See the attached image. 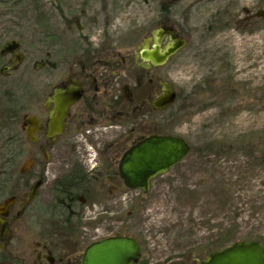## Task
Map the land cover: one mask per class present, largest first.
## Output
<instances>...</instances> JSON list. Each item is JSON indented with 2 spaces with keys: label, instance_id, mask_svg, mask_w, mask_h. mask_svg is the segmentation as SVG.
I'll return each mask as SVG.
<instances>
[{
  "label": "rangeland",
  "instance_id": "obj_1",
  "mask_svg": "<svg viewBox=\"0 0 264 264\" xmlns=\"http://www.w3.org/2000/svg\"><path fill=\"white\" fill-rule=\"evenodd\" d=\"M14 2L0 5V47L20 41L25 71L47 53L50 61L63 56L69 63L80 61L89 45L102 56L113 53L116 62L126 60L134 78L125 76L124 83L135 102L158 93L156 83H147L150 77L169 82L180 96L171 109L150 111L156 124L146 116L117 118L107 128L113 139L143 126L189 144L188 155L156 177L147 193L123 189L118 182L116 188L114 177L104 176L110 173V156H102L107 161L99 166L93 149L81 152L83 169L101 174L87 179L92 188L86 196L97 203L81 213V255L89 242L124 234L141 243L137 264H196L192 257L208 243L209 227L214 231L221 223L234 226L239 238L258 237L264 244V0ZM162 24L177 28L185 47L155 72L133 70L134 52ZM45 73L46 68L27 76ZM241 141L251 143L253 154L249 147L239 148ZM227 199L231 204L222 210ZM180 215L195 219L193 234L188 225L182 231L174 226ZM205 219L209 225L199 223Z\"/></svg>",
  "mask_w": 264,
  "mask_h": 264
},
{
  "label": "flooded vegetation",
  "instance_id": "obj_2",
  "mask_svg": "<svg viewBox=\"0 0 264 264\" xmlns=\"http://www.w3.org/2000/svg\"><path fill=\"white\" fill-rule=\"evenodd\" d=\"M161 27L171 28L186 42L177 28L170 24ZM12 41L16 46L2 52ZM168 42L166 35L161 45ZM138 52L139 48L134 52L133 70L150 74L161 67H145ZM106 53L102 56L99 49L88 45L81 51V60L72 63L64 56L50 61L52 54L47 53L44 60L33 61L25 71L26 55L20 41L12 39L0 47V264H81V213L97 203L86 196L92 188L87 179L100 174L83 169L81 152L85 154L87 146L93 149L99 166L107 161L102 156H110V173H104L105 178L111 181L113 176L116 188L118 182L131 190L119 177L122 155L151 135H170L149 132L142 126L113 139L115 134L107 128L117 118L150 119V111L160 114L166 110L151 106V101L162 95L160 82L165 80L148 78L149 85H158V93L135 102L133 90L124 83L125 76H133L126 60L116 62L113 53ZM45 68L42 78L27 76ZM141 78H136V90L142 86ZM73 88L79 96L68 106L61 131L48 135L55 131L49 127L54 95ZM150 120L156 124L155 119ZM104 137L112 138L104 141ZM116 188L112 197L117 195ZM137 241L138 263L142 246Z\"/></svg>",
  "mask_w": 264,
  "mask_h": 264
},
{
  "label": "water",
  "instance_id": "obj_3",
  "mask_svg": "<svg viewBox=\"0 0 264 264\" xmlns=\"http://www.w3.org/2000/svg\"><path fill=\"white\" fill-rule=\"evenodd\" d=\"M152 38L147 39L140 47L138 57L145 67L164 65L168 59L186 44L179 39L171 28L161 27L154 30ZM169 42L162 46L164 36ZM12 41L5 44L2 52L16 46ZM17 48V47H16ZM162 95L151 101L154 109L169 107L175 100L172 86L161 81ZM79 96L77 88L66 90L54 95V115L49 127L55 129L48 135L61 131L63 118L67 108ZM189 144L179 136L151 135L129 148L121 157L118 165L119 177L123 184L131 189H139L146 193L150 181L159 175L167 173L181 162L189 153ZM140 256L137 241L130 236H112L88 245L83 251L81 264H135ZM197 264H264V246L256 240L235 241L229 245L211 252Z\"/></svg>",
  "mask_w": 264,
  "mask_h": 264
},
{
  "label": "trees",
  "instance_id": "obj_4",
  "mask_svg": "<svg viewBox=\"0 0 264 264\" xmlns=\"http://www.w3.org/2000/svg\"><path fill=\"white\" fill-rule=\"evenodd\" d=\"M14 1V0H0V5H4V4H8L9 2ZM13 5H16L15 2ZM180 96L177 94L176 99L174 101V104L179 100ZM173 104V105H174ZM172 106H170L168 109H171ZM174 116V115H173ZM250 142H243L241 141V143H239V148L241 149L240 146H244L245 148L250 146ZM209 147V145H207ZM212 146V145H211ZM211 148V147H209ZM219 149V148H217ZM234 147L229 148L230 150H233ZM250 149V147H249ZM251 149H253V147H251ZM251 149L249 150V154H253L254 151H251ZM231 199V198H230ZM222 210H224L225 206L228 207L231 204V201H229V205H228V199L227 200H222ZM199 223L204 224V225H209V219H205V220H201ZM186 225H188V231L189 233L193 234L194 229H196L197 227V222L195 221V219L191 218L190 216H186L183 218L182 215H180L179 219L175 222L174 226H177V228H179V231H182L183 228L186 227ZM234 226H228V227H223V224L221 223L219 226H217V229L213 230V227H209L210 229H208L207 232L211 233V237H208V243L206 245H204L202 247V249L199 250L200 254H196L193 255L191 253H189L190 256H197L198 258L192 257L194 261H196L197 259L200 260V258L206 257L209 253L219 250L221 248H223L224 246L228 245L231 242L237 241L239 239L242 240H257L260 241V238L258 237H247L244 236L242 238L237 237L238 233L235 231V228H233ZM213 237V239H212ZM141 238V237H140ZM138 240V238H137ZM262 243V242H261ZM264 245V244H263ZM201 248V247H199ZM196 252V251H195ZM200 257V258H199Z\"/></svg>",
  "mask_w": 264,
  "mask_h": 264
}]
</instances>
